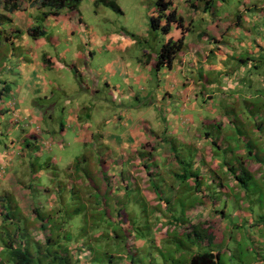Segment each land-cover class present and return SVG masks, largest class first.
Returning <instances> with one entry per match:
<instances>
[{
  "label": "rangeland",
  "instance_id": "1",
  "mask_svg": "<svg viewBox=\"0 0 264 264\" xmlns=\"http://www.w3.org/2000/svg\"><path fill=\"white\" fill-rule=\"evenodd\" d=\"M163 1L169 2L176 14L182 17V27H186H178L174 32L187 29L185 39L191 36L188 32L190 27L205 30V25L212 27L214 23L218 25V30L213 31L217 51L228 53L233 46L231 44L237 47L236 54L241 49L237 63L234 60L232 76L228 74L224 79L215 77L216 84L211 87L206 86L211 77L196 82V78H200V70L196 69L193 70L194 75L192 72L188 77L182 74L181 81L175 84L177 88H172L175 85L170 80L169 86H163L164 91L160 93L166 64H162L159 71L154 67L149 69L147 65L155 64L159 47L171 32L164 33L149 23L150 17L160 13L156 0H114L118 10L105 6L101 0L96 3L94 0H82L75 10L61 9L58 13L45 7L44 15L41 9L35 11L42 18L35 17L34 26L40 28L42 22L44 27L45 43L39 48L33 46L36 36L25 35V38L17 40L12 36V41L6 44L0 41L1 165L7 164L13 156L20 136L34 139L27 130L28 121L18 111L21 104L16 101L20 95L17 87L23 85L19 67L25 65L27 69L40 60L45 62L48 57L53 64L46 70L40 68L46 76L45 89L31 99L41 114L39 122H32V132H39L40 137L46 138L42 141L37 139L35 146L34 143L31 145L36 147L41 142L49 151H42L38 156L29 154L25 158V169L16 165L18 161L21 163L16 152L10 160L16 166L15 174L10 171L16 179L13 178L12 182L5 179L8 171L4 173L3 167L6 165L0 168V206L5 207L3 200L8 198L15 208L12 223H3L0 227L2 263L8 252L4 243L9 242L12 249L29 253L32 260L28 264H36L37 261L38 264H47L49 257L51 260L63 247L71 249L70 254L78 264H184L190 255L204 250L217 251L220 264H264V47L259 46L253 52H249L248 47L255 49L257 43L252 40L258 30L264 29V18L256 21L251 16L255 28L241 47V25L246 23L248 28L250 23L249 15L242 12L246 6L244 0H210L207 17L202 13L204 0ZM215 2L224 6L216 8ZM236 9L240 11L235 12ZM5 13L0 6V15ZM258 15L264 16L263 9ZM204 17L205 20L202 19ZM59 20L63 23L56 24ZM201 20H204L203 25ZM67 24L71 25L72 32L66 29ZM0 26L4 27V24ZM237 29L241 32L225 41L223 36L231 35V30ZM244 33L248 31L244 30ZM194 36L199 39L195 32ZM184 47L182 44L181 48ZM83 50L89 53L84 55ZM173 59L172 66L184 71L180 64L184 59L181 56ZM74 64L77 72H82L77 78L74 73L69 76ZM214 74L215 71L212 72ZM200 81L206 92L193 95L189 89L193 83V89H199ZM129 82L131 85L127 89L133 92L131 95L111 88L118 86L123 89ZM227 82L233 87H219ZM144 93L148 95L142 98ZM80 95L82 101H77ZM98 102H107L111 108L120 103L122 110L123 104H129L127 109L133 111H128V114L136 119L134 129L146 134L148 126L153 128V134L147 136L151 137L150 140L142 141L135 151H131L133 154L130 152L124 156L129 159L128 171L120 174L118 166L109 162L99 170L101 181L97 176L93 177L92 166L89 167L94 154L92 145L89 141L73 139L75 135L71 131V127L80 125L73 123L71 117L83 120L86 115L87 125L84 127L90 124L88 132L91 134L94 130L111 131L113 134L122 132V126L108 124L101 115L106 112L98 113L101 109L94 108ZM152 104L160 109L158 119L154 117V121L148 122V118L155 115L151 109L150 113L142 114L141 121L138 120V112L146 111V107ZM187 104L194 109L184 108ZM88 113L93 116H88ZM124 121L128 127L133 125ZM58 124L62 125L65 133L62 135L65 140L62 148L53 146L61 138ZM93 137L96 141L97 135ZM158 146L161 150L155 151L157 148L153 147ZM29 150H32L31 146ZM179 159L181 167L176 163ZM142 161L153 162L147 164L143 172L139 171L142 180L144 172L150 169L148 167H156L161 174L157 180L165 178L168 181L158 184L147 180L145 185L153 186L155 192L143 187L138 190V196L114 195L107 201L103 191L109 187H123L124 181L127 185L125 190H135L132 188L136 183L135 166L130 165ZM173 172L189 178L175 177ZM20 183L25 187H20ZM193 196L196 199L191 200ZM16 201L21 213L25 217L30 214V217H20ZM152 201L158 202L156 209ZM81 217H86V226ZM197 223L212 228L210 236L213 242L207 247L205 239L195 241L196 232L187 235ZM49 224L60 230L58 235H53V241L57 239L55 242L43 244ZM86 228L87 232L90 231L86 252H75L72 243L82 241L81 234ZM76 235L78 239L72 241L71 236ZM47 244L49 246L44 248ZM53 244L59 246H51ZM46 252L50 255L43 257ZM87 256L89 259L83 263L81 259Z\"/></svg>",
  "mask_w": 264,
  "mask_h": 264
},
{
  "label": "crops",
  "instance_id": "2",
  "mask_svg": "<svg viewBox=\"0 0 264 264\" xmlns=\"http://www.w3.org/2000/svg\"><path fill=\"white\" fill-rule=\"evenodd\" d=\"M244 1L246 3V6L243 7L242 12L249 15L250 23L248 24V28H249L248 29L247 27H245L247 24L246 23L244 24L242 21H240L241 24L243 23V25H241V26H243V34H242L243 39L241 40V47H243L244 40L245 41L249 40L248 37H250V33L251 32L253 33L252 28H255V25L253 23L254 21L252 20L251 16L256 21H258L259 19H261L263 21V18H264V16L259 17V15H258L259 11L262 9H263V13H264V0H253V1L252 0H244ZM214 6L216 8H222L224 6V4H220V3L215 2ZM43 8H45V7H40L38 1H36V0H26V1L24 0V1H21L19 3L18 8L14 9L11 12H6L5 15H0V25L4 24V27L0 26V32L3 31V33L0 34V41H2L3 43L6 44L7 42L12 41L11 40L12 36H15L16 40L19 37H22V39L25 38L26 37L25 35L29 36L27 33V30L34 26V23L36 21L35 17L38 16L39 18H42L40 13L36 14L35 11L38 12L41 9L42 11H44L43 12V15H44V13H46V10H44ZM63 9H65V8H63ZM206 9L207 8H205L204 5L202 4V13H204L203 15H205V17H207L206 15L208 14ZM42 11H40V12H42ZM239 11H240V9L235 10V12H239ZM58 12H56V13H58ZM3 14H4V12H3ZM222 14H223V12H222ZM220 15H221V13L218 16H220ZM235 15L240 16L239 13H236ZM74 17H75V15H74ZM205 17L202 19L205 20ZM240 17H242L243 19H244V17H246V19H248V17L245 15H241ZM204 20L200 21V23H202V25L204 23ZM62 23H63V21L59 20V22L56 24H62ZM42 24L43 23L41 22V26H40L41 35L33 38V41L35 42V45H33V46L35 48H39L42 44L45 43L44 42L45 39L43 38L44 37L43 36L44 35V33H43L44 27ZM76 24H77V22H76ZM9 26H11V28H9ZM205 26H206L205 30H203V28H200V27L197 28L196 26H194L192 28L190 27L191 31H188V32H191V36L188 39H185V34L183 35V44L185 47H184V49L181 48L175 54L174 58L181 56L184 59V61L180 62V64L184 67L185 70L181 71L180 68H177L178 66L173 67L172 62L174 59L170 60V63L168 65L166 64V68L163 69V71H164L163 74H165V76L162 79L163 81H162V86L160 87V93L164 89L163 86H165V85L169 86L170 80L173 82V85H175L177 82L181 81L182 74H185L186 77L194 75L193 70H196V69L200 70L198 73L200 78H196V82L199 79H201V81H204L205 79H208L209 77H211V80L208 81L207 82L208 84L206 85V86H211V87H214V85L216 84L215 79H214L215 77L219 76L221 79H224L226 76H228V74L230 76H232L230 72H232V70H234L233 69L234 68V60L237 63V60L239 59V56H238L239 51L241 49L239 48L238 54H236L235 52H236L237 47H235L234 44H231L233 46L231 47L230 52L225 53V51H223V50L217 51L216 50L217 49L216 48L217 42H216V37L213 35V31L218 30V28H217L218 25H215L213 23L212 27L211 26L209 27V25H205ZM70 27H71V25L67 24L66 29H69L68 32H72ZM170 28L171 29L169 31L171 32V34L168 36H171L173 38V37H176L179 35L178 30L174 32L175 29L172 26ZM64 29H65V27H64ZM244 30L248 31V33L245 34ZM231 31L233 33L231 35L223 36L221 33L220 36H223L225 38V41H228L227 38H229V37L235 38V34H239V32H241L240 29L231 30ZM260 31H264V29L260 30ZM260 31L258 30V32L255 35V38L252 40V41L257 43L255 45V49L248 46L249 50H250L249 52H253V50H256L259 46L264 47V41H263L264 32L261 33ZM194 32L199 36V39H197L194 36ZM168 36H166V37H168ZM219 37H217V38H219ZM87 50H89V49H87ZM87 52L88 51L83 50L84 55H87L89 53V52L88 53ZM76 56H78V55L76 54ZM80 56H82V55H80ZM246 60H247V63L251 64L249 59L246 58ZM83 62H85V61H83ZM58 64H60V62ZM83 64H85V63H83ZM16 65H18V63H16ZM16 65H15V67H16ZM187 65H190V66H187ZM147 66L149 69H152L154 67L155 71H159L162 68L160 66L155 67L154 63L150 66L149 65H147ZM51 67H53V64H51L50 57H48L47 60H45V62H42L40 60L37 65L32 64L27 69H25V65L20 66L19 69L17 68L18 70L22 71V73H20V78H21L22 83H23V85H20L17 87V90L20 91L19 92L20 95H17L16 101L21 104L18 107V111H19V113L24 114V119L26 121H28V123H29L27 130L29 129V131H30L29 134L31 137L34 136L33 140H30L29 137L27 138L26 135L24 137L20 136L19 137V146L18 147L15 146V148H14V154L16 152H18V155L20 156L21 163H18L19 161L16 163V165L21 166L20 168L25 169V167H26L25 166V158L29 154H31L33 156H38V155H40V153L42 151H44V152L49 151L47 149V146H43L42 144H40L41 142L36 147H33L31 145L34 143V146H35L37 139L39 141L46 139V138L40 137L41 134L39 132H35L36 134H34L32 132V129H33L32 122L33 123L39 122L41 119L40 118L41 114H40V111L37 108V106H33V103H35V102L32 101L31 99L38 92H42V90L45 89L44 85L46 84V80H45L46 76L42 74L40 68H43L44 70H46L47 68H51ZM71 68H72V70H70V73H69L70 77L73 73H74V76L76 78L78 76L82 75V72H79V73L77 72V67L75 66V64L71 65ZM187 69H190V71H188ZM228 69H229V71L227 72ZM214 71L216 72V74L212 75V72H214ZM191 72H192V74L190 75ZM203 72H204V74H203ZM120 73H123V72H120ZM120 73H119V75H120ZM121 77L122 78L125 77V73ZM184 79L186 80L188 78H184ZM15 80H16V78H15ZM164 80L166 82H164ZM185 80H184V83H185ZM201 81H200L199 89H196V88L193 89V86L195 85V83H193L194 81L192 82L193 85L189 89V91H193L194 92L193 95H196V94L200 95L201 93L206 92V89L203 88L204 84L201 83ZM73 84H78V82H73ZM201 84H203V85H201ZM130 85H131V83L129 82V84H127L125 87H123V89H120L118 86H114L111 88H112V90H117L118 92H122V93H124L125 91L130 92V95H131V94H133V92L127 89V87H129ZM38 86H40V88H37ZM223 86H225V88L233 87V84H230V82H227V83H224L223 85H220L219 87L223 88ZM172 88H177V85H175ZM147 95H148V93H144L141 97L144 98V97H147ZM172 96H174V98H176V95H172ZM14 100H15V98H14ZM77 101H82L81 95L79 96ZM177 102L178 101H176V102L174 101V103H177ZM177 104H179V103H177ZM106 105L108 106L107 102H98L95 104L94 108L95 109L96 108L101 109V110H99L98 113H101L102 111L106 112V113H101V115H103V117L106 118V121L108 122V124L110 123L112 125L117 124L119 126H122V128H123L122 132H119L118 134H113L111 131L109 133L105 130L102 132L101 131L95 132V130H94V133L91 134V132H88V129L90 128L89 127L90 124L88 127H86V128L84 127L85 125H87L86 124L87 120L85 119V118H87L86 115L83 116L84 118L82 117L83 120H81L80 117H77V116L74 117V119H73V117H71V119L73 120V123H76V124L80 123L79 126L71 127V131L75 135L73 137V139H76L78 141H83V142L89 141L90 144L92 145V149H93L94 154L92 155L91 165H89V167L91 168V166H92L93 177L95 178V176H97L98 181L99 180L101 181V174L99 173V170L102 169V167H104V165H107L109 162L114 163L115 166L116 165L118 166V170H119L120 174L123 173L124 171H128V168L126 167V165L129 167V163H128L129 159H125L126 157H124V156L127 153H130L131 151H135L137 149V147L139 145H141L142 141H146V139L148 141L149 137L147 138V136L149 134H153L152 133L153 128L151 129V128H149V126L147 129L148 132H146V134H144L142 131L139 132V131L134 129V120H136V119H134V117L132 115L128 114V111L129 112L133 111V110L127 109V107H129V104H123L122 105V106H124V110L121 109L120 103L117 107L111 108L108 106L105 109L104 107H106ZM175 106L176 105H174V106L172 105L171 107H175ZM194 106H195V104H194ZM146 108H147L146 111H139V112L135 111V112H138V115H139V118H137L138 120L141 121L143 119V118H141L143 116L142 114L143 113L144 114L150 113L151 109H153V111L155 112V115L152 114L151 117L148 118V122L151 123V119H153V121H154L155 120L154 117L156 119H158L157 116L159 115L158 113H160V109L159 108L157 109V106L152 104V105L147 106ZM184 108H187V110H193L194 109L191 104L185 105ZM109 109H111V110H109ZM133 114H134V112H133ZM87 115L90 117L93 116L92 114H89V113ZM175 116L178 118V115H175ZM187 117L190 118L189 115H187ZM198 118L203 120V118H200V117H198ZM14 119H16V118L14 117ZM194 119L196 120L197 118L194 117ZM199 119L197 121H200ZM124 120L131 122L133 125L129 126V127L126 126L125 125L126 123ZM164 120H166L165 116H164ZM193 120L191 122H193ZM206 121H209V120H206ZM57 127H58L57 130L60 132L61 138L59 140H56L57 142L53 143V146L55 148H62L63 144H65V140H63L62 135H65V133H64V130H63V127L61 124H58ZM92 127H94V125ZM115 128H116V126H113V129H115ZM94 134L97 135L96 141L93 140ZM27 139L29 140V142H27ZM150 139H151V137L149 138V140ZM22 140H23V142H22ZM156 140H158V138H156ZM30 146L32 147V150H29ZM153 148H157L155 151L161 150V148L159 146L153 147ZM49 149H50V147H49ZM14 154H13V156H14ZM131 154H133V152H131ZM11 156H12V154H11ZM12 157H10V160L12 159ZM10 160L7 164H2V165L0 164V168L3 167L4 165H6L5 167H3L4 169L2 168L4 173L8 171V174H7L5 179L9 180V182H12L13 178H14V180H16V179H15V176L10 173V171H13L15 174L16 166H14L12 164V162H10ZM92 162H93V164H92ZM147 164H153V162L152 161L151 162L150 161H147V162L142 161V163H139V164L134 163L133 165H130V167L135 166L133 168V173L135 172V176H136V183L134 186H132V188L135 187L137 190H139V187L140 188L144 187V185L146 184V181L150 177L152 178V180L154 182H156L158 184L166 183L168 181L164 177H163L164 179H162V180H157V178L161 174H159V171L156 167L155 168L148 167V169L149 168L150 169L146 170L144 172L145 173V176H144L145 181L142 180V178L139 174V171L143 172L141 167L142 166L146 167ZM159 165H162V164H159ZM28 171H29V167H28ZM63 177H64V175H63ZM14 183H16V182L14 181ZM128 183H130V182H128ZM12 184L13 183H11L10 185H12ZM19 186L25 187V185H21V183L19 184ZM126 187H127V185H126V182L124 181L123 187H119V191H117V193L120 191L124 192ZM117 190H118V187H117ZM25 192H27V190H25ZM103 192L105 194L106 190H104ZM146 193H148V192L145 191V194ZM4 195L8 196L7 193H4ZM13 196L16 199L15 194H13ZM17 202L18 201H16V208L19 210ZM19 212H20V217L26 218V217L31 216L29 214L28 216L25 217L21 213L20 210H19Z\"/></svg>",
  "mask_w": 264,
  "mask_h": 264
},
{
  "label": "trees",
  "instance_id": "3",
  "mask_svg": "<svg viewBox=\"0 0 264 264\" xmlns=\"http://www.w3.org/2000/svg\"><path fill=\"white\" fill-rule=\"evenodd\" d=\"M21 1H24V0H0V6L2 8V11L11 12L14 9L19 7V3ZM36 1H38L41 7H47L51 10V12L56 13L60 9H63V8L69 9V10H75L82 0H36ZM97 1L98 0H94L93 3H96ZM210 2H211L210 0H204V3H203L204 7L208 8V5ZM101 3L114 10H118V7L114 3V0H101ZM156 4L158 6V9L160 10L159 11L160 13L157 16L150 17L149 23L152 28H156V29L161 28L164 33H167L170 30L171 23H174L176 27H179V28L182 27L183 25L182 17L176 14L174 9L167 10L169 8V4H170L169 2H165L163 0H156ZM165 10L167 11L165 12ZM161 20H162V24H160ZM27 33L30 36L41 35V31L38 25L29 28L27 30ZM182 44H183L182 37H177V38H172L171 36L166 37V41H163L159 47V51L157 53V59L155 61L154 66L159 67L162 64L168 65L170 63V60H172L175 54L181 49ZM179 162H181L180 159L177 160L176 162L177 166L181 167L182 164H179ZM141 168L142 170L147 169L146 167H143V166ZM172 175H174L175 177L180 176V174L178 173L176 174L174 172L172 173ZM180 177L181 178L183 177L184 180H187V178H189V177H186L185 174H183ZM151 182H152V178L150 177L148 179V183H151ZM144 187H146L150 191L155 192L154 187L149 184L144 185ZM134 189L136 190V192L135 190L133 192L124 190V192L117 193V191H119V187H118V190H117V187H113V188L109 187L106 189L105 199L108 201V197L114 198V195H116L115 197H125V196H128L129 194L138 196L139 191L135 187ZM141 189H143V187L141 188L139 187V190ZM195 191L199 192L196 188H195ZM156 197H157V194H156ZM194 199H196L195 196H193L191 200H194ZM177 200H179V198H177ZM3 202L5 203L6 206L3 207L2 204L0 206V227L3 226V223H12V217L14 216V213H15V208H12L13 206L10 204V201L8 200V198L4 199ZM147 203H149V201H147ZM157 203L158 202H153V201L151 202V204H153L155 209L157 208L156 207ZM49 217L50 216H48V218ZM80 219L83 222V224L86 226L87 225L86 217H81ZM88 219L90 220L91 217H89ZM106 225L109 226L108 223ZM51 227L52 229L50 230ZM57 228L58 227H55L53 224L51 225L49 224L47 232L44 233L43 244L45 243L50 244V242H55L57 240L56 239L55 241H53V239L55 238L53 235H58V231L60 230V228L59 229ZM210 229H212L210 226L202 227L200 226L199 223H197V225H194L191 227V229L189 230L190 232L187 235L191 234L192 232H196L194 233V235L196 236L195 241L202 242V240L205 239L207 241L205 246L207 247L213 242L210 236L211 235ZM88 233H90V231L87 232V228H86L85 232L81 234V236L83 237L82 241H79L77 243H72L74 245L72 249L75 250V252L77 251L82 252V253L86 252L85 247H88L87 240L90 237ZM71 238L73 239L72 241L78 239L77 235L71 236ZM69 241H70V237H69ZM49 244L45 245L44 248L49 246ZM76 244H79V245H76ZM4 245L7 246L8 252L5 254L6 258H4V263L1 262L3 258L0 257V264H6L7 262L8 263L14 262L13 264H28L32 260L31 256H29V253L26 250H21L18 248L12 249V246L9 244V242L4 243ZM51 246L57 247L59 245L53 244ZM70 250H71L70 248L68 249L66 247H63L61 250H59V253L57 254L53 253L54 255L52 259L50 260V257H49V260L46 261L47 264H72L71 261H73L74 264H78V260L73 259L72 255L70 254ZM49 255H50L49 252H46L43 255V257L45 256L47 257ZM218 255L219 254L217 253V251H211V250L195 252L192 255H190L189 259L184 264H220L218 261ZM86 259H89V257L87 256V258H84L81 260H83L82 262L85 263ZM36 264H38V261L36 262Z\"/></svg>",
  "mask_w": 264,
  "mask_h": 264
},
{
  "label": "clouds",
  "instance_id": "4",
  "mask_svg": "<svg viewBox=\"0 0 264 264\" xmlns=\"http://www.w3.org/2000/svg\"><path fill=\"white\" fill-rule=\"evenodd\" d=\"M170 8L172 9V7H171V4H169V8L167 9V10H170ZM167 10H165V12L167 11ZM180 15V14H179ZM162 21V20H161ZM160 21V22H161ZM173 27L174 29H177L178 27H176L175 26V24L174 23H171L170 24V27ZM186 27V25H184L182 28H185ZM171 29V28H170ZM179 31V35L178 36H176V37H173V38H177V37H182V40H183V35L185 34V32H187V29H185L184 31L183 30H178ZM41 144V143H40Z\"/></svg>",
  "mask_w": 264,
  "mask_h": 264
}]
</instances>
